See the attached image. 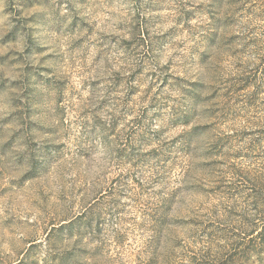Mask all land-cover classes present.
<instances>
[{
	"label": "rangeland",
	"instance_id": "obj_1",
	"mask_svg": "<svg viewBox=\"0 0 264 264\" xmlns=\"http://www.w3.org/2000/svg\"><path fill=\"white\" fill-rule=\"evenodd\" d=\"M0 264H264V0H0Z\"/></svg>",
	"mask_w": 264,
	"mask_h": 264
}]
</instances>
